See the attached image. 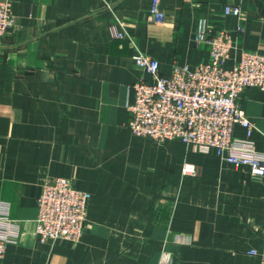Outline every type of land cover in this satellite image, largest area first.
<instances>
[{
    "label": "crops",
    "instance_id": "crops-1",
    "mask_svg": "<svg viewBox=\"0 0 264 264\" xmlns=\"http://www.w3.org/2000/svg\"><path fill=\"white\" fill-rule=\"evenodd\" d=\"M14 23L0 46V201L19 236L0 264H260L264 256V174L214 150L132 134L133 83L151 77L141 51L195 67L208 45L200 22L230 33L232 67L244 51L264 55V0H10ZM156 1L165 13L155 22ZM238 6L239 17L223 14ZM121 23L132 40L116 38ZM240 24L241 31L236 27ZM238 106L264 153V90L243 89ZM233 133L245 136L235 124ZM185 164L196 172L184 173ZM69 179L87 191L76 241L41 242L35 233L42 184Z\"/></svg>",
    "mask_w": 264,
    "mask_h": 264
},
{
    "label": "built area",
    "instance_id": "built-area-1",
    "mask_svg": "<svg viewBox=\"0 0 264 264\" xmlns=\"http://www.w3.org/2000/svg\"><path fill=\"white\" fill-rule=\"evenodd\" d=\"M149 13L155 22L165 19V13L156 1ZM223 14L239 17L241 10L238 6L226 5ZM13 23L11 1L0 0V46ZM119 26L120 22L112 24V35L132 40ZM236 30H242L240 24ZM195 41L208 45V59L193 68L174 62L167 76L160 74L157 59L136 52L133 56L135 64L151 79L141 76L132 85L134 98L126 104L128 127L136 136L155 141L179 140L203 153L214 150L225 161L245 164L252 174L261 176L264 174V153L256 149L251 139L254 125L238 106L237 99L245 88L264 90V55L244 51L232 67H226L225 60L233 47V39L228 31L213 29L205 22H200ZM235 124L245 129V136L234 135ZM183 172L194 174L196 168L185 164ZM89 198L87 191L76 189L67 178L55 177L44 182L35 219L39 240L78 241L84 231ZM18 236V222L10 218L9 205L0 201V258ZM260 264H264V256Z\"/></svg>",
    "mask_w": 264,
    "mask_h": 264
}]
</instances>
